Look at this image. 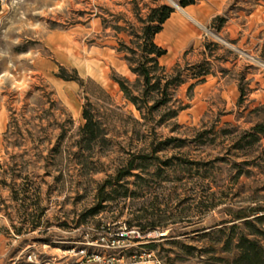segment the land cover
<instances>
[{"label": "rangeland", "instance_id": "374dc122", "mask_svg": "<svg viewBox=\"0 0 264 264\" xmlns=\"http://www.w3.org/2000/svg\"><path fill=\"white\" fill-rule=\"evenodd\" d=\"M155 3L176 8L157 37L168 50L160 62L171 71L180 63L188 81L173 89L169 105L156 112L159 138L171 137V149L160 154L162 161L152 163L149 172H142L145 181L136 197L112 194L114 199L103 202L105 210L88 216L99 203V183L119 163L121 148L96 149L90 161L106 170L80 176L74 153L85 123L86 93L77 81L59 73L64 67L69 77L77 70L80 77L94 79L125 111L139 117L113 79L121 75L133 81L135 75L116 50L112 25L121 17L136 23L137 7L146 15L147 6ZM102 17L110 25L107 29ZM217 17L224 19L221 29L214 24ZM167 26L171 39L165 35ZM119 37L130 43L128 33ZM202 63H208L211 74L189 92L194 65ZM240 84L247 91L242 102ZM13 117L16 125L6 136ZM261 121L264 0H198L188 7L176 0H0V264H21L30 255L34 260H65L72 249L141 264L153 259L209 264L211 254L201 249L217 236L215 230L196 240L191 238L196 233H181L225 217L221 201L228 189L239 192L235 199L245 200V205L252 197L264 200V138L254 150L236 148L241 133ZM118 139L128 148L137 143L125 136ZM59 143L66 151L62 155L54 150ZM240 169L244 174L236 180ZM82 180L85 185H80ZM212 192L219 204L202 215L198 202ZM134 215L142 223H164L167 229L146 235L133 230L128 238H118ZM81 220L88 225L86 232L100 234L96 229L104 224L111 229L93 240L81 232ZM186 245L196 249L190 253Z\"/></svg>", "mask_w": 264, "mask_h": 264}, {"label": "trees", "instance_id": "16d2710c", "mask_svg": "<svg viewBox=\"0 0 264 264\" xmlns=\"http://www.w3.org/2000/svg\"><path fill=\"white\" fill-rule=\"evenodd\" d=\"M176 1L180 6L186 7L197 3L198 0ZM147 7L146 15H143L137 7L135 12L136 23L121 17L117 18L112 25L119 42L116 50L122 55L130 71L135 75L133 81L121 75L113 76V79L118 83L124 98L136 108L139 117L125 111L123 106L117 104L110 92L94 79L80 77L77 70H75V76L69 77L64 67H61V73H59V76L66 80L77 81L86 93L87 102L83 105L85 123L80 127L78 139L76 140L79 150L74 153L80 162V176L106 170L94 167L93 161H90L97 155L98 151L96 149L115 148L117 145L121 148L118 151L121 154V157L118 158L119 163L111 173L106 171L107 176L99 183L98 187L100 189L99 203L96 207L87 211L88 216H95L105 210L106 205L103 202L114 199L115 197L112 194L124 198L136 197L139 193L137 189H140L145 181L142 172L147 170L149 172V166L152 163L162 161L160 154L171 149V137L159 138L157 132L159 121L155 122L156 112L169 105L172 100L173 89L188 81L184 77V70L180 69V63H177L172 71L168 70L166 65L161 64L160 58L167 53V49L159 45L155 38L162 31L164 23L171 17L176 8L168 3H155ZM121 20H124V25L120 24ZM102 22L105 29L110 26L105 18L102 19ZM216 22L218 24L217 28L221 29L224 25V19L217 17L214 24ZM123 32L128 33L130 36L129 44L125 39L119 37ZM206 64L208 63L194 65L196 71L192 74L194 81L189 85V92L193 91L197 85L205 82L207 76L211 74L210 68L205 66ZM240 88V101L242 102L247 91L242 84H240ZM93 99L96 100L93 101ZM185 108V106L182 107L179 111L174 112L172 116L170 115L169 118L177 117ZM14 125H16V119L13 117L5 132L6 136L11 133ZM130 133L132 135H129ZM120 136H125L130 141L136 140L137 143H131V147L128 148L124 145V139H118ZM263 138L264 121H261L241 133L236 141V148L247 147L249 150H254V147ZM179 146L182 145H175V147ZM54 150L59 155L66 152L60 143ZM170 161L171 158L163 162L168 163ZM246 162L251 164V161ZM242 174H244V171L240 169L234 178L237 180ZM130 178H134V180L132 181ZM80 185H85V182L80 181ZM148 185L153 186L149 182ZM22 189H25V185L22 186ZM207 190L209 189L205 191L207 192ZM233 190L228 189L223 195L225 201H221V203L226 205V216L218 223L195 227L181 234L196 233V237H191L196 240L198 235L210 236V232L215 230L217 236L210 239L208 245L201 249L211 254L208 259L209 264H264V200L252 197L245 205V200L235 199L239 196V192L234 193ZM215 195L216 192H212L198 202L202 215H206L218 206L219 203L216 201ZM113 222L117 224L118 220ZM142 222L143 218L140 215H134L128 219L127 228H136L142 235H146L153 229H167V225L157 223L153 219H149L145 223ZM193 224L197 223L194 222L190 225ZM77 225L84 226L81 232L91 235L93 240L106 234L111 229L109 224L101 225V228L96 229V232L100 233L97 234L88 230L86 232L88 225L85 221L81 220ZM38 226L39 224L32 228ZM22 229L23 227L17 228V232L20 233ZM186 247L190 253L196 249V246L193 245H186Z\"/></svg>", "mask_w": 264, "mask_h": 264}, {"label": "built area", "instance_id": "2783aa9c", "mask_svg": "<svg viewBox=\"0 0 264 264\" xmlns=\"http://www.w3.org/2000/svg\"><path fill=\"white\" fill-rule=\"evenodd\" d=\"M137 230L136 228L128 229L126 225V231L127 232H121L118 233V238L126 239L129 237L128 233ZM139 232V231H138ZM103 239L105 237H102ZM98 240V239H96ZM117 241L113 240L112 243L115 244ZM71 254L65 259H58L56 257L52 259H41V260H34L32 259V256H29V259L25 262H22L21 264H136V262L128 261L125 259V257H109L106 258V256L103 253L97 252V251H88L86 249H72L69 251ZM152 254L149 253L148 257H151ZM154 264H163L162 261L159 259H153Z\"/></svg>", "mask_w": 264, "mask_h": 264}, {"label": "crops", "instance_id": "0c3cea01", "mask_svg": "<svg viewBox=\"0 0 264 264\" xmlns=\"http://www.w3.org/2000/svg\"><path fill=\"white\" fill-rule=\"evenodd\" d=\"M195 4H196V3H195ZM191 5H193V4H191ZM188 6H189V5H188ZM188 6H186V7H188ZM175 11H176V10H175ZM174 13H175V12L172 13L171 17L173 16ZM171 17H170V18L164 23V26H163L162 31L159 32V33L156 35V38H155L156 42H157V37H158V35L161 34V33L163 32V30H164V28H165V26H166V23H168V22L170 23V22H171V21H170ZM169 23H168V24H169ZM166 34H169V35H170L169 38L171 39V29L169 30V29H168V26H167V31L165 32V35H166ZM157 43H158V42H157ZM176 43L178 44V41H176ZM158 44H159V43H158ZM159 45H161V44H159ZM161 46H163V45H161ZM163 47H164V46H163ZM164 48H166V47H164ZM166 49H167V48H166ZM167 53H168V50H167ZM167 53H166V54H167ZM166 54H165V55H166ZM165 55H164V56H165ZM164 56H162V57H164ZM162 57H161V58H162ZM121 58H122V56H121ZM161 58H160V60H161ZM122 60H123V58H122ZM124 61H125V60H124ZM126 64H127V63H126ZM127 66H128V65H127ZM128 68H129V67H128ZM129 70H130V69H129ZM206 80H207V78H206ZM205 82H206V81H205ZM203 83H204V82H203ZM201 84H202V83H201ZM199 85H200V84H199ZM197 86H198V85H197ZM139 263L141 264V263H143V262H137L136 264H139ZM145 263H147V264H150V263H151V264H154V261H153V260H149V261H147V262H145ZM145 263H144V264H145Z\"/></svg>", "mask_w": 264, "mask_h": 264}]
</instances>
